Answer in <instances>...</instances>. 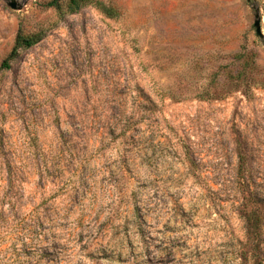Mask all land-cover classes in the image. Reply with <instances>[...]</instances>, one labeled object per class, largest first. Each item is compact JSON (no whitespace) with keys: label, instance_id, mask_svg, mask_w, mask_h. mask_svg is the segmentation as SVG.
<instances>
[{"label":"rangeland","instance_id":"rangeland-1","mask_svg":"<svg viewBox=\"0 0 264 264\" xmlns=\"http://www.w3.org/2000/svg\"><path fill=\"white\" fill-rule=\"evenodd\" d=\"M49 1L0 0V264H264V0Z\"/></svg>","mask_w":264,"mask_h":264},{"label":"trees","instance_id":"trees-1","mask_svg":"<svg viewBox=\"0 0 264 264\" xmlns=\"http://www.w3.org/2000/svg\"><path fill=\"white\" fill-rule=\"evenodd\" d=\"M92 5L98 8L102 13H104L107 17L117 18L121 15L120 11L112 5H108L101 0H50L46 3V7L55 8L61 15L72 14L80 11L82 8ZM42 38L41 33H37L34 35H25L21 31L18 33L15 44L10 52V54L5 58L2 63L4 68H9V61L13 60L19 50L29 48L36 43H38ZM236 59L239 61V69L237 70V74L235 75V79L239 83L245 80V76L247 73L257 70L256 63V54L248 53L247 51H240L235 55ZM263 77V76H262ZM260 77V78H262ZM256 85H260L264 87V78L257 79L255 81ZM241 86V85H239Z\"/></svg>","mask_w":264,"mask_h":264},{"label":"water","instance_id":"water-1","mask_svg":"<svg viewBox=\"0 0 264 264\" xmlns=\"http://www.w3.org/2000/svg\"><path fill=\"white\" fill-rule=\"evenodd\" d=\"M13 8L14 9H20L22 8V4L21 3H17L16 1L13 2ZM255 26L257 28V32L259 34H262V29H261V18H260V15L257 14V19L255 21Z\"/></svg>","mask_w":264,"mask_h":264}]
</instances>
